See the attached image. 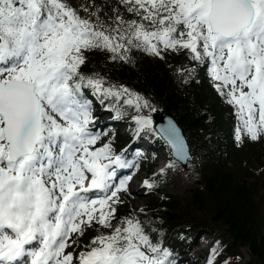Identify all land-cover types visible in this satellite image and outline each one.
<instances>
[{
  "label": "snow or ice",
  "instance_id": "snow-or-ice-1",
  "mask_svg": "<svg viewBox=\"0 0 264 264\" xmlns=\"http://www.w3.org/2000/svg\"><path fill=\"white\" fill-rule=\"evenodd\" d=\"M96 53L124 65L135 64V53L186 58L192 66L177 70L184 83L205 69L233 109L236 146L264 142V0H0V264H177L174 249L151 236L145 221L119 217L131 176L117 170L137 162L110 140L96 146L108 133L90 127L97 117L89 94L101 107L109 102L113 119L130 115L138 139L153 131L156 109L85 72ZM165 132L175 159L159 176L190 160L176 126ZM92 228L98 235L77 253Z\"/></svg>",
  "mask_w": 264,
  "mask_h": 264
},
{
  "label": "trees",
  "instance_id": "trees-1",
  "mask_svg": "<svg viewBox=\"0 0 264 264\" xmlns=\"http://www.w3.org/2000/svg\"><path fill=\"white\" fill-rule=\"evenodd\" d=\"M80 2L71 0L73 6ZM134 55L135 64L124 65L107 61L102 53L90 54L84 71L99 72L109 83L124 85L147 98L156 109L151 117L165 112L173 118L183 130L192 153L187 169L194 175V187L187 198L165 193L161 181L151 177L154 152L144 150L140 158L145 177L157 186L148 191L139 210L121 204L119 217L137 216L146 222L151 236L180 250L196 246L203 235L220 239L213 264H239L243 260L242 250L248 254L246 264H264V142L258 147L251 143L236 146L232 140L236 123L233 109L213 92L202 69L197 70L191 82L184 83L185 77L179 76L177 70L192 66L186 58L170 56L165 62L139 53ZM128 112L132 114V109ZM144 113L149 114L148 110ZM116 138L123 146L131 138V131L126 137ZM147 138L154 150L169 153L158 135L149 133ZM96 228L102 233L110 231L98 225ZM96 228L88 229L87 235L80 237L79 246H74L77 253L98 235ZM181 234L186 237L184 241L179 239Z\"/></svg>",
  "mask_w": 264,
  "mask_h": 264
},
{
  "label": "rangeland",
  "instance_id": "rangeland-1",
  "mask_svg": "<svg viewBox=\"0 0 264 264\" xmlns=\"http://www.w3.org/2000/svg\"><path fill=\"white\" fill-rule=\"evenodd\" d=\"M204 75L206 78H208L207 71L205 72ZM211 88L213 87L211 86ZM213 92H215L217 97L220 98V96L217 94V92L214 89H213ZM93 107H94V115L97 117L95 124L98 123L97 125L102 126L104 129V132L108 133V135L106 136L104 135L101 136L102 140L100 141V144L104 142H108L111 138L109 137L110 135H116V133L118 135L125 134L126 129H127L126 124L131 122L130 117L119 119V120H114L113 116L115 113H111L109 111L110 113L107 115L104 112V110L102 111L100 110L101 109L100 104H98L97 107H95L93 104ZM132 112L134 115L136 114L134 109H132ZM156 117L157 115L154 116V118ZM99 129L100 128L97 129V132L99 131ZM152 132H154V130ZM111 143H112L113 148L117 145V143H114V139L111 140ZM244 143H248V141L245 140ZM252 144L258 147L260 142L252 143ZM143 145H144L143 143H139L138 149L139 150L143 149L144 148ZM171 159L173 158H171V156L166 151L162 149L156 151L154 162H153L154 168L152 170L151 177L159 179L161 181L162 190L165 193L178 196L180 198H187L189 196L190 190L194 187V175L192 172L189 171V169L187 168L184 169L180 166L181 169H178L177 171L174 172L175 164L179 166L178 163H175L174 166L171 169H168L163 176H159L160 170L164 168L163 167L164 161L168 163V161ZM138 160H139V157L136 158V162L142 168ZM155 174L158 176H155ZM143 179H144L143 170L139 169L137 173V180L135 181V179H133L129 183L128 192L121 193V199L123 200V203H126L127 206L131 209H136V210L140 209L146 201L147 191H146V188L144 187ZM262 195H263L262 208L264 210V190L262 192ZM207 239L208 238L202 237L199 240V243L197 244V246H195L194 248H191V247L184 248L182 252H180L177 255V258L179 259L180 264L186 263L188 259L192 261V264H204L205 255H210L212 250L216 249L217 245L220 243L218 241L208 242ZM205 240L208 242V245L206 246V248H202L204 246L203 241ZM68 251H72V248H69ZM241 254L243 255V260L240 264H246L248 254L243 250ZM206 262L208 263V261Z\"/></svg>",
  "mask_w": 264,
  "mask_h": 264
},
{
  "label": "water",
  "instance_id": "water-1",
  "mask_svg": "<svg viewBox=\"0 0 264 264\" xmlns=\"http://www.w3.org/2000/svg\"><path fill=\"white\" fill-rule=\"evenodd\" d=\"M174 124L176 126V128L179 130V132L181 133L182 138L184 139L186 145L189 147L188 142L186 140V137L184 135V132L182 131V129L178 126V124L169 116L167 115L165 112H160L158 114V117L155 118V130L159 133L160 137L162 138V140L166 143L167 147L170 149V145L167 144V137H166V132L165 130L167 129L169 124ZM189 154H190V159H191V151L189 148ZM171 156L173 159H175L174 153L171 151ZM190 161V160H189ZM188 162H177L179 163L182 168H186L188 165Z\"/></svg>",
  "mask_w": 264,
  "mask_h": 264
},
{
  "label": "bare ground",
  "instance_id": "bare-ground-1",
  "mask_svg": "<svg viewBox=\"0 0 264 264\" xmlns=\"http://www.w3.org/2000/svg\"><path fill=\"white\" fill-rule=\"evenodd\" d=\"M132 133V132H131ZM155 134V133H154ZM137 156H135V159L136 160ZM161 168V167H160ZM178 169H181L180 165L178 166L177 164H175V167H174V172L177 171ZM87 234L85 233L84 236H86ZM204 242V246L202 248H206V246L208 245V242L205 240L203 241ZM216 248H219V245H217Z\"/></svg>",
  "mask_w": 264,
  "mask_h": 264
}]
</instances>
